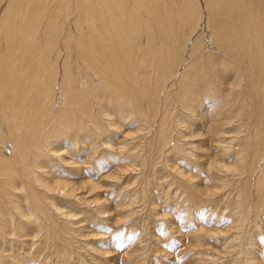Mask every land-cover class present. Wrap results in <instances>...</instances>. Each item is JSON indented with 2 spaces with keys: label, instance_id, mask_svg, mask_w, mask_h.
<instances>
[{
  "label": "rangeland",
  "instance_id": "374dc122",
  "mask_svg": "<svg viewBox=\"0 0 264 264\" xmlns=\"http://www.w3.org/2000/svg\"><path fill=\"white\" fill-rule=\"evenodd\" d=\"M1 1L0 19L2 14L4 16V13L9 12L11 7H7L12 3L8 2L13 0ZM145 1L148 2L149 0ZM157 1L159 4L154 2V5L158 11L163 12L159 16L163 15L170 20L172 19V30L163 28L160 30L154 20H157L158 17H152V19L146 13L147 5L142 9L143 0L140 2L138 0V5L142 10L139 12L140 14L137 13L135 21H137L136 26L139 25L141 32L135 27L136 38H134L133 45L136 52L134 60L136 64L141 60L146 63L145 59H148L149 55L143 52L145 49L150 51L152 48L154 51L157 46L154 41L157 37L158 47H161L162 40V42H166L170 56L164 54V57L166 63L170 60L169 63L171 62L176 72L171 78H168L167 84L165 83L163 87H160L159 91L151 89L152 100H156L154 110L156 117L148 128V141L152 134L159 129L157 123H159L162 111L164 109L171 111L172 106H168L167 99L172 96L168 97L166 94L174 92L175 83L179 79L180 73L190 67L188 64L190 59L195 58L196 62V52L192 49L197 48L195 44L198 39L203 37L201 34L206 32L203 40L208 48L205 51L218 55L219 49L215 43L213 44L211 29L206 25L212 15V9L225 11L222 6H218L220 2H217V6H215L216 4L212 3L214 0H195V3L192 2L198 15L192 19L188 16L189 11L193 10L190 0ZM259 1L261 3L257 2L253 7L261 15V21L259 24L257 23L259 19L251 22L252 25L258 24V30L264 27V1ZM68 2L70 3L68 4ZM174 2L178 4L176 5ZM55 3L57 9H54V24H59L62 21L63 26L61 32L57 34L58 46H55V50L60 48L61 51L51 52V59L58 63L62 75L67 50L72 55L68 59L70 64L73 63L74 66V62L79 61V64L75 65L79 70L81 66H84L79 58L78 61L76 60L79 57L77 50L79 37L75 35L78 32L77 28L81 26V23H78L80 17L78 13L82 12L86 0H55ZM52 4L55 5L54 2ZM59 10L62 11L59 12ZM194 12H196L195 9ZM145 17L149 19L146 20ZM150 22L152 25H149ZM45 25L46 22L42 24L41 32H43ZM147 25H149V30ZM199 25L202 27L200 28ZM189 26H192L191 29ZM83 28L86 29V32L89 31L86 25ZM4 42L5 40L2 38L0 48L4 47ZM61 43L67 46L60 47ZM136 45L140 46V49H144L139 51L141 55L138 54ZM44 54L47 55V50H43L37 55L41 57ZM144 57L146 58L144 59ZM31 65L32 63L29 65L28 62L25 63L24 74L31 73ZM138 70L140 71V69ZM139 75L141 77L140 72ZM233 75V72H230L223 78L225 89H227L226 87L229 88ZM61 81L59 76L51 96L54 115L60 117L61 127L58 130H49L51 128L48 125L50 113L47 115L48 118H46L47 116L44 117L47 119L45 121L47 124L41 122L43 119L41 115L28 113L27 121L34 119L35 123L32 124L36 126H30V129L26 131L21 128L19 133V141L24 143L26 141L25 136L28 135V144L38 142L36 149L40 151H38L40 154L42 153L41 156L37 154L43 161L40 159L41 164L35 176L43 179L42 181L48 187H44L43 184H38L31 179L29 168L23 165L24 158H21L22 163L16 164L19 170L17 171L22 174L30 194L33 196V192L37 195H34L33 198L36 202L39 201L38 210H40L39 212L37 210L38 213L36 214L39 217L38 222L42 230L36 234L34 227L32 229L16 227L21 230L18 233L20 236L16 237L17 234L14 236L12 232L14 226H10V219L6 217V220H9L7 226H10V229L7 234L5 232L2 234L3 237L0 235L1 264H242L247 262L249 257H252L251 261H254L250 264H264V212L258 214L256 208L260 199V194L257 192V175L262 174L264 168V123L260 119L254 121L252 104L249 105L248 112L246 111V119H241H245L244 121H247L252 128L245 130V133H240L241 129H238L237 133L239 134L235 136L234 133L230 134L231 131L226 130L229 129V125L226 124L225 126L224 123V118L227 119L234 113L233 111L231 114L230 111L234 101L225 104L218 114V108H214V105L217 104L207 103V92V95H204L202 89L201 91L198 90V95L205 102L200 115L202 118L200 123L203 124L201 131L204 133L203 150L196 152L193 163L184 157L178 159L173 157L169 161V166H164V164L159 163L158 158L153 153L149 155L146 138L141 139V137L134 136L143 131L147 132V129L143 130L144 124L141 123V117L146 116L145 106L148 104L145 103L144 99H139L136 105L131 104V107L134 106L136 111L134 108H131L132 111H130L128 109L129 104L123 106L116 104L113 105L114 108L108 105L109 100H105L106 95L102 96V93L99 92L98 98L103 100L102 105L105 110L110 113H114L113 109L116 110L115 125L109 128L108 132L103 133L99 128H96L97 125L92 127L93 122L90 119L93 116V111L90 110V107H88L89 113L77 110L80 121L76 120L75 125L70 124V119L62 117L59 108V106L62 108L64 105L63 99L60 98L61 102L59 100V86L63 85ZM243 84L246 83L242 82L241 86ZM84 87H89V84L84 83ZM81 88L83 89V87ZM81 88L80 86L78 88L80 92H82ZM122 91L124 94L131 93L127 90ZM260 98L259 104L262 113L260 116L264 121V95ZM45 101H48V98ZM220 101L218 107H221L222 102ZM69 106L67 103L65 107L71 109L72 107ZM105 116L107 115L101 116L105 121L100 120L98 125L106 123L107 117ZM39 122L42 123L41 126ZM45 129L48 131L46 132ZM46 134L48 135L46 136ZM49 134L54 139L50 150L44 142ZM243 134H248L252 139H248V142L245 143ZM220 135H223L222 138H226V142L224 139L219 141ZM104 136L108 140H105ZM176 136L177 134L174 132L171 138L172 146H175L178 138ZM43 138L44 141H42ZM242 139L244 140L242 141ZM10 140H7L6 144L4 143L5 145L2 146L4 153L14 159L13 150L15 149ZM186 146L189 147V145H184V147ZM121 147L123 148L121 149ZM258 148L261 151H257ZM186 151L189 150L186 149ZM15 152L18 154L16 150ZM239 152L244 158L237 156ZM135 153L134 159L133 154L135 155ZM23 154L22 151L20 156L23 157ZM150 156H153V160L150 159ZM163 157L161 156L160 162ZM213 159L215 162L225 163L231 169L235 164L241 163L242 165L239 166L240 170L238 171L225 173L217 170L215 163L212 162ZM162 162L164 163V160ZM188 178L190 179L188 180ZM218 178H220L219 181ZM64 183H69L77 189L75 195L65 193V190L61 188ZM24 185L25 183L20 181L18 188L22 190ZM19 195L25 196L26 192L21 191ZM261 204L263 205L264 201ZM53 206L57 207L53 208ZM237 210H242L243 216L236 221V216L233 214ZM23 212L28 211L25 209ZM18 218H20L19 215L16 216L15 221ZM16 228L15 231H18ZM25 231L26 236H24ZM251 238L252 241H250ZM61 247L65 249V255ZM251 252L253 253L251 254Z\"/></svg>",
  "mask_w": 264,
  "mask_h": 264
},
{
  "label": "bare ground",
  "instance_id": "6f19581e",
  "mask_svg": "<svg viewBox=\"0 0 264 264\" xmlns=\"http://www.w3.org/2000/svg\"><path fill=\"white\" fill-rule=\"evenodd\" d=\"M190 1L191 8L193 10L189 11L190 14L188 16L194 19L196 18V15H198V13L196 8L194 7L195 0ZM53 2L55 5L52 4ZM154 2L158 3L157 0H149L148 2H144L143 0L142 9H144V7H146L147 5V7L145 8L146 13L149 14L151 18L158 17L157 20H154L155 24L158 25V28L160 30L161 28L172 30V19L170 20L163 15L159 16L163 12L161 13L160 11H158V8L154 5ZM217 2H220L218 6H222L225 11L215 10L216 8L212 9V15L209 17L208 24L206 26H209L211 29V38L213 40V44L215 43V45L218 47L219 53L218 55H215L211 52L205 51L206 48H208V45L203 40L206 32L201 34L203 35V37L200 38V40L198 39L197 41L196 39L197 43L195 42V47L197 48L192 49L196 52V62L194 60L195 58L190 59L188 63L190 67L180 73V77L175 83L176 87L174 89V92L167 94L164 93L168 97L172 96L170 97V99H167V104L169 102L168 106H172L171 111L166 109L162 111L159 118V123H157L159 124V129L152 134V137L149 138V141L147 140V138L149 137L147 136L149 130L148 128H150L152 120L154 119V117H156V115H154L156 100H152L151 89H156L157 91H159L160 87H163L165 85L168 78H171L172 75L176 72V69H173L171 62L169 63L170 60L166 63L164 54L169 57V49L166 45V42H162L163 40L161 41L160 39L159 40L161 41V47H158L157 37L154 41L156 42L155 45H157L156 47L154 45V51H152L153 48L151 49V47H148L149 49H151L149 51L148 49H140V46L136 45L138 48V54H140L139 51L143 49L144 52H142L147 53L149 55V58L147 59L146 57H144V59L146 58V63H143V60H141V62H138V64L135 63L134 54L136 52V49L134 50L135 46L133 45V41L135 40L134 38H136L135 27H137V21H135V18L137 16V13L142 10L138 5V0H86V5L84 6V8H82V12L78 13V16H80L78 18V23L80 22L81 26L80 28L76 27L78 29V32L75 35L76 37H79V43L77 47L79 57H77L76 60L78 61L79 58L84 66H81L80 71L75 67L77 63L79 64V61L74 62V66L73 63L70 64L68 59H70L69 56L72 57V55L67 50L65 66H63V68L61 67L63 70L62 75L60 73L58 63L51 59V52L55 51L57 53L60 50V48L58 50H55V46L58 43L57 34L61 32L63 26L62 21L59 24H54V9H57L55 0H13L12 2H8L12 3L9 7H7H11V9H8L9 12L4 13V16L2 14L0 19V40H2V38H4L5 40L4 47L0 48L1 236L4 232L6 234L9 232L10 226H14V229L12 228V232L14 236L15 234H17L16 237H19L20 235H18V233L21 232V230H18L16 227L21 229L26 227L32 229V227H34L36 234L40 233L42 230L38 222L39 217L36 214L40 210H38L39 201L36 202L34 200L33 197L34 195H36L35 193L32 192V194H34L33 196L30 194V191L27 189V183L22 178V174H19V170L17 169L16 165L18 163H22L21 158H24L23 165L29 168L31 179H33V181L37 182L38 184H43L44 187H48V185L44 184V181H42L43 179L41 180V178H37L35 176V173L39 169L42 160L41 157L37 155L40 154V151L38 150V152L36 149V145L38 142H36V144H28L27 135L25 136L26 144L25 142L22 143V141H19V133L21 132V128H24L26 131L30 129V126H36L35 124H32L35 123L34 119L27 121L28 113L30 115L32 113H34V115H41L43 119L39 120H41V122L43 121L42 123L46 124L47 122L45 121L47 119H45L44 117H46L50 113L48 125H50L51 128H46L49 130H58L59 127H61L59 120L60 117L54 115L53 104L51 103V96L53 94V91L55 90L54 87H56L57 79L59 76L61 77V82L63 83V85L61 84L62 86H59V100L60 98L63 99L64 103V108L62 104V108L59 106L60 114L62 115V117L70 119L69 121L71 125H75L77 121H80L79 112H77V110L89 113L91 109L93 111V116L90 119L93 122L92 127H95L97 125L96 128H99L101 132L105 133L109 131V128H112L113 125H115L114 118L116 110L113 109L114 113H110L109 111L105 110L102 105L103 100L101 101L98 98L99 92L102 93V96L106 95L105 100H109L108 105L113 106L117 104L118 106H123L125 104H129L128 109L130 111H132L131 108H134V110L136 111V108L134 106L131 107V104L136 105L138 104L139 99H144L145 103H148L145 106L146 116L141 115L142 122H140L144 124L143 130L147 129V132L143 131L142 133H137L134 136L141 137V139L146 138V146L149 151V155L153 153L154 156L158 158L159 163L164 164V166H169V161L173 159V157L177 159L179 157H184L187 161H191L193 163V158H196V152H200L201 150H203L202 141L204 139V133L201 131V126L203 124L200 123L202 119L200 115L205 102L201 100L200 95H198V90L201 91L202 89L204 95L207 92L208 95L206 94V101L207 103H212V105L217 104L214 105V108H218V114L222 107L225 106V104H229V102L234 101V103L231 104L230 108L231 114L233 111L234 113L227 119L224 118L225 126L226 124L229 125V129L226 130H228V132L231 131L230 134L234 133V135L236 136L239 134L237 133L238 129H241L240 133H245V130L252 128V126H250L247 121H244L246 119L245 116L248 112V109L250 108L249 105L251 104L254 112V121L256 122L257 119H260V121L264 123L263 119L260 116L262 113L260 111L261 107L259 104V100L261 99L260 97L264 95V27L258 30V24L261 21V15L257 12L256 8L253 7L255 3H261V1L214 0V2L212 3L216 4ZM69 3L70 2H68V4ZM175 4L177 5L178 3ZM215 6H217V4ZM260 7L262 6L260 5ZM194 9L196 12H194ZM185 10H183V12H185ZM61 11L62 10H59V12ZM155 14L157 16H154ZM148 17H145L146 20ZM256 19H259L258 22L256 21L258 24L255 23L254 25H252L251 22ZM44 22H46V25L43 29V32H41L43 27L42 24ZM203 23L205 22L203 21ZM70 24L72 23L70 22ZM84 24L87 26V29L89 30L88 32H86V29L84 30ZM149 25H152V23ZM149 25L146 26L147 29ZM143 26H145V24H143ZM199 26L200 28L202 27L201 25ZM191 27L192 26H189L190 29ZM137 28L139 29V25ZM146 32L147 31H145V33ZM155 33L157 34V31H155ZM61 44L62 45H60V47L65 46L63 45V43ZM138 44L141 45L140 43ZM150 46L152 45L150 44ZM43 50H47V55L44 54V56L40 55L41 57H39L37 54L42 52ZM142 56L144 55L142 54ZM26 62H28V65L32 63L31 73H28V75L24 74ZM138 69H140V71ZM27 71L30 72L29 70ZM139 72L141 74V77L139 75ZM230 72H233L234 75L232 76L233 78L229 88L226 87L227 89H225V87L223 86L225 84L223 78ZM242 82H245L246 84H243L241 86ZM84 83H88L89 87L85 88L86 86L84 87ZM79 86L80 88L83 87V89L81 88L82 92L79 91ZM122 90L131 91V93L124 94ZM46 98H48V101H45ZM248 99H250V101H248ZM157 100L160 99L157 98ZM219 101L222 102L221 107H218ZM67 103H69V105L72 107L71 109L65 107ZM73 106L75 107V109ZM88 107H90V110ZM104 115H107L105 116L107 117L106 123L98 125V122L100 120H104V118L101 117ZM46 118H48V116ZM243 118L245 119L241 120ZM42 123L39 122V125L41 126ZM47 131L48 130H46V132ZM174 132L177 134L176 137L178 138L176 140L175 146H172L171 138ZM47 135L48 134H46V136ZM52 135L49 134L47 140L45 141L44 138L42 139V141L47 144V148L49 150L51 149L50 146L53 145L54 139ZM99 135L101 136V134ZM244 136L245 143L248 142V139H252V137H250L248 134H245ZM222 137L223 135H220V137L218 138L220 142L222 139H224ZM103 138L105 139V136ZM9 139H11L10 141L13 143L14 149L19 154H16L15 150H13L14 159L8 157L3 150L2 145H5V142ZM243 140L244 139H242V141ZM184 145H189V147L186 146V148L184 147ZM122 148L123 147H121V149ZM186 149L190 152L186 151ZM258 150L259 148L257 149V151ZM22 151L24 152L23 157H21L22 155L20 156V153L22 154ZM187 152H189V154H187ZM258 154L260 153L258 152ZM41 155L42 153L40 154V156ZM161 156H164L162 159L164 160V163L162 162V160L160 162ZM237 156L240 158H244L243 155L240 154V152L237 153ZM135 157L136 153L135 155L133 154L134 159ZM150 159L153 160V156H150ZM212 162L215 163L214 165L217 167V170H221L225 173H229L235 170L238 171L240 170L239 166L242 165L241 163H239V165L233 164V169H231V167L227 166L223 162H215V159H213ZM257 176V192H259L258 194H260V199L256 208L257 213L260 214L264 212V204H261L264 201V195L262 196V194H264L262 193V191H264V168L262 174H258ZM167 177L168 176L166 175V178ZM189 179L190 178H188V180ZM219 179L220 178H218V181ZM20 181L25 183L22 190L18 188V184L20 183ZM61 188L65 190L66 194L73 195H75V192L77 190L73 188V186L69 183H64ZM21 191H25L26 195L21 197L19 195ZM23 202H25V204H23ZM56 207L57 206H53V208ZM21 208H23V210H20ZM25 209H27L28 212H23L25 211ZM254 212L256 213V211ZM242 214V210L235 211V214L233 215L236 216V221L241 216H243ZM17 215H19L20 218L15 221ZM6 217L10 219V226H7L9 220L7 221ZM15 228L18 231H15ZM24 236H26V231ZM250 241H252V238ZM61 249L63 251V254L65 255V249L63 247H61ZM252 253L253 252H251V254ZM251 260L252 257H249L246 260L247 262H243L242 264H250V262L254 263V261Z\"/></svg>",
  "mask_w": 264,
  "mask_h": 264
}]
</instances>
